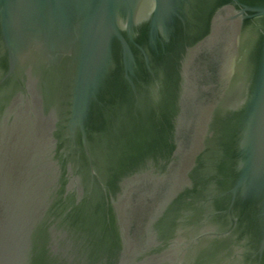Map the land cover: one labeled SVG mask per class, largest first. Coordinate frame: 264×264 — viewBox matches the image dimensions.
<instances>
[{
	"label": "water",
	"instance_id": "1",
	"mask_svg": "<svg viewBox=\"0 0 264 264\" xmlns=\"http://www.w3.org/2000/svg\"><path fill=\"white\" fill-rule=\"evenodd\" d=\"M0 264H264V0H0Z\"/></svg>",
	"mask_w": 264,
	"mask_h": 264
}]
</instances>
